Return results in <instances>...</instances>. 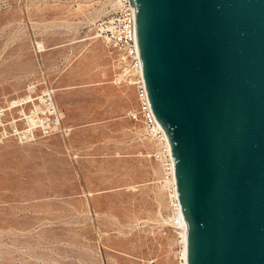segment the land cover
<instances>
[{
  "label": "rangeland",
  "instance_id": "374dc122",
  "mask_svg": "<svg viewBox=\"0 0 264 264\" xmlns=\"http://www.w3.org/2000/svg\"><path fill=\"white\" fill-rule=\"evenodd\" d=\"M111 12L102 0H0L4 125L46 112L52 91L70 130L0 136V264L175 263L154 146L129 119L133 91L113 84L114 57L94 38V22Z\"/></svg>",
  "mask_w": 264,
  "mask_h": 264
},
{
  "label": "water",
  "instance_id": "95a60500",
  "mask_svg": "<svg viewBox=\"0 0 264 264\" xmlns=\"http://www.w3.org/2000/svg\"><path fill=\"white\" fill-rule=\"evenodd\" d=\"M188 264H264V0H129Z\"/></svg>",
  "mask_w": 264,
  "mask_h": 264
},
{
  "label": "built area",
  "instance_id": "2783aa9c",
  "mask_svg": "<svg viewBox=\"0 0 264 264\" xmlns=\"http://www.w3.org/2000/svg\"><path fill=\"white\" fill-rule=\"evenodd\" d=\"M112 5V12L98 18L94 22V32L98 41L113 55V63L117 73L114 75L113 84L125 86L133 90L136 108L128 113L129 119L142 126L144 139L154 146V151L149 157L156 160L160 166L158 184L163 190L168 214L167 227L174 230L178 236V249L175 252L174 264H188L187 243L181 235L182 210L176 194L173 162L170 155L169 142L160 124L152 114L147 101L143 77L139 64L138 52L135 43L133 14L129 0H102ZM36 51L40 53L41 46L34 43ZM44 102L47 97L44 96ZM52 110V112H49ZM8 109L0 105V136L1 139L17 138L19 140H32L37 134L50 136L59 133L67 136L69 129L63 127L59 111L47 108L41 115H23L24 127L20 128L14 120L9 127L4 125ZM76 158V157H74ZM165 234L166 231H163ZM149 264H153L151 261Z\"/></svg>",
  "mask_w": 264,
  "mask_h": 264
},
{
  "label": "bare ground",
  "instance_id": "6f19581e",
  "mask_svg": "<svg viewBox=\"0 0 264 264\" xmlns=\"http://www.w3.org/2000/svg\"><path fill=\"white\" fill-rule=\"evenodd\" d=\"M95 43V42H94ZM113 62V61H112ZM101 70V69H100ZM100 73V72H99ZM111 73V72H110ZM113 74V73H112ZM114 76V75H113ZM110 79H111V77H109ZM114 78V77H113ZM67 79V78H66ZM73 79V78H72ZM74 80V79H73ZM75 81H76V79H75ZM63 83H65L64 82V80H63ZM56 84H58V83H56ZM61 84V83H60ZM101 84H103V83H101ZM110 84V83H109ZM68 85H69V83H68ZM73 85V84H72ZM76 85H77V83H76ZM95 85V84H94ZM107 85V83L105 84V86ZM113 85V84H112ZM53 86H54V84H53ZM58 86V85H57ZM63 86V85H62ZM75 86V85H74ZM91 86H93V85H91ZM52 87V86H51ZM80 87V86H79ZM81 87H83V86H81ZM81 87L79 88L80 90H81ZM90 87V86H89ZM121 87V86H120ZM58 88H60V86L58 87ZM73 88V87H72ZM54 89H55V87H54ZM114 90H116L115 88H114ZM56 91H58V90H56ZM79 91V90H78ZM6 92H8V91H6ZM72 92V91H71ZM77 92V91H76ZM81 92V91H80ZM131 92V91H130ZM10 93H11V91H10ZM56 93V92H55ZM60 93V92H59ZM87 93H89V92H87ZM66 94V93H65ZM72 94H74L75 95V93H72ZM81 94V93H80ZM80 94H79V96H80ZM6 95V94H5ZM58 95V94H57ZM64 95V93L62 94V96ZM67 95H69V94H67ZM66 95V96H67ZM101 95V94H100ZM9 96V95H8ZM7 96V97H8ZM36 96V95H35ZM45 97H47L46 98V100L48 101V103L46 104V107L47 108H50V109H53L54 110V112L56 113V111H58V108H56V106H55V104H54V102H53V99H52V91H49V92H47L45 95H44ZM59 96H60V94H59ZM90 96V95H89ZM88 96V97H89ZM124 95H122V97H123ZM56 97V96H55ZM72 97V96H71ZM71 97H69V98H71ZM86 97V96H85ZM98 97V96H97ZM102 97V96H101ZM17 98V97H16ZM68 98V97H67ZM78 98V97H77ZM80 99H84V98H80ZM86 99V98H85ZM92 99V98H91ZM105 99V98H104ZM45 100V101H46ZM62 100H64V99H62ZM101 100V99H100ZM121 100H122V98H121ZM7 101V100H6ZM33 101V99H32V97H30V96H28V97H26V98H24L23 100H22V104L21 105H24V104H27V103H29V102H32ZM41 101L43 102V97H41ZM59 101V100H58ZM64 101H66V100H64ZM74 101H75V99H74ZM87 101H88V99H87ZM93 101V100H92ZM9 102V101H8ZM18 102L19 101H16V102H12V104L11 105H15V104H17L18 105ZM69 102V101H68ZM95 102V101H94ZM60 103H62V101H60ZM64 103V102H63ZM78 103H80V102H78ZM129 103V102H128ZM9 104V103H8ZM7 104V105H8ZM81 104H83V103H81ZM6 105V106H7ZM75 105H76V103H75ZM74 105V106H75ZM125 105H126V103H125ZM57 106H59V105H57ZM81 106H83V105H81ZM127 106V105H126ZM67 107V106H66ZM70 107V106H69ZM66 109V108H65ZM72 109H73V107H72ZM49 112H52V110H49ZM12 114V113H11ZM14 115V114H13ZM39 135V134H38ZM41 135V134H40ZM51 137H52V135H51ZM57 137V136H56ZM142 137V136H141ZM56 139V138H55ZM35 141H36V139H35ZM40 142V141H39ZM147 142V141H146ZM19 143V142H18ZM29 143H30V141H29ZM34 143V142H33ZM40 145V144H39ZM56 145V144H55ZM34 147V146H33ZM181 228H182V233H181V235H182V237H183V241H185L184 242V245H185V243H187V238H188V236H187V233H188V223H187V221L185 220V218L184 217H181ZM160 251V250H159ZM163 261V260H162ZM165 262V261H164Z\"/></svg>",
  "mask_w": 264,
  "mask_h": 264
},
{
  "label": "crops",
  "instance_id": "0c3cea01",
  "mask_svg": "<svg viewBox=\"0 0 264 264\" xmlns=\"http://www.w3.org/2000/svg\"><path fill=\"white\" fill-rule=\"evenodd\" d=\"M100 42V41H99ZM101 43V42H100ZM102 44V43H101ZM103 45V44H102ZM103 47H104V45H103ZM106 48V47H105ZM107 49V48H106ZM95 50H97V51H100L101 49H99V47H95ZM111 54V53H110ZM133 91V90H132ZM133 95H134V92H133ZM135 104H136V101H135ZM60 119H61V123H62V119H63V115L61 114V112H60Z\"/></svg>",
  "mask_w": 264,
  "mask_h": 264
}]
</instances>
